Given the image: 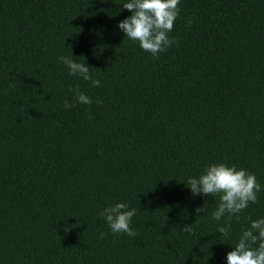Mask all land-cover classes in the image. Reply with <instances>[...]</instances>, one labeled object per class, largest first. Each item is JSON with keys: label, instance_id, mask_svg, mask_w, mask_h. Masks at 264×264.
Listing matches in <instances>:
<instances>
[{"label": "trees", "instance_id": "trees-1", "mask_svg": "<svg viewBox=\"0 0 264 264\" xmlns=\"http://www.w3.org/2000/svg\"><path fill=\"white\" fill-rule=\"evenodd\" d=\"M126 2L0 0V264H227L264 218V190L217 221L186 183L225 163L264 189V0H180L156 57L118 28ZM118 202L135 237L100 216Z\"/></svg>", "mask_w": 264, "mask_h": 264}, {"label": "clouds", "instance_id": "clouds-1", "mask_svg": "<svg viewBox=\"0 0 264 264\" xmlns=\"http://www.w3.org/2000/svg\"><path fill=\"white\" fill-rule=\"evenodd\" d=\"M179 3L180 0H128L123 4V8L132 14L119 22L118 28L130 40L138 41L144 51L156 57L176 43V39L171 38L168 33L173 30L174 22L179 16ZM72 57H58L68 67L69 75L90 81L92 87L100 86V80L91 75L90 67ZM69 91H75L77 102L86 105L92 103V99L78 89ZM71 107L73 105L66 100L65 108ZM186 183L193 196H219V204L212 213V218L217 221L226 214L229 219L235 216L239 220V214L250 203H256L257 194L264 190L255 174L225 163L208 165L203 174L198 178H189ZM206 204L207 201L195 211L207 213ZM136 211V208H130L127 203L118 202L104 208L100 216L108 223L113 234L126 233L135 237L138 233L131 227V222ZM182 231L189 235L195 234L192 224L185 225ZM217 232L223 237H228L231 224L218 226ZM226 259L227 264H264V218L251 221L250 226L242 230L238 242L227 253Z\"/></svg>", "mask_w": 264, "mask_h": 264}]
</instances>
